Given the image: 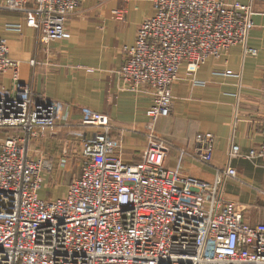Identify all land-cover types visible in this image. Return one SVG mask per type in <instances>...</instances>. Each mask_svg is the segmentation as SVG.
<instances>
[{
    "label": "built area",
    "instance_id": "built-area-1",
    "mask_svg": "<svg viewBox=\"0 0 264 264\" xmlns=\"http://www.w3.org/2000/svg\"><path fill=\"white\" fill-rule=\"evenodd\" d=\"M78 2L0 0V10L22 14L37 44L48 46L69 40L66 24ZM254 2L264 4L152 0L154 15L139 26L133 46L124 48L117 71L122 91L151 100L137 163L118 155L120 142L113 140L106 115L83 110L73 124L62 104L35 95L0 39V75L13 84L0 90V264H264V220L249 223L246 208L225 197L228 180L238 181L231 161L240 148L231 144L228 164L215 169L208 183L168 169L171 146L155 132L159 120L171 115V88L181 66L194 76L209 59L237 46L256 56L248 47ZM57 127L78 141L80 171L64 198L44 200L43 176L53 164L30 144ZM85 129L96 131L86 137ZM261 137L259 150L247 159L264 161V117ZM213 142V136L198 134L192 153L179 151L178 163L190 156L210 166Z\"/></svg>",
    "mask_w": 264,
    "mask_h": 264
},
{
    "label": "crops",
    "instance_id": "crops-1",
    "mask_svg": "<svg viewBox=\"0 0 264 264\" xmlns=\"http://www.w3.org/2000/svg\"><path fill=\"white\" fill-rule=\"evenodd\" d=\"M252 9L255 14L248 47L257 52L256 56H245L237 46L217 59H209L194 76L187 74L185 65L181 66L171 88V115L159 120L155 128L157 136L171 146L166 167L178 170L183 177L208 183L214 181L215 169H224L228 164L231 144L237 145L240 157L232 160L231 166L238 181L228 180L225 197L239 208H246V212L252 205H243L239 200V189H244L246 183L255 190L250 192L256 205L253 208L264 204V161L246 158L250 151L260 148L264 117V4L254 2ZM117 11L123 13L121 19L114 14ZM154 12L152 0H79L66 24L69 40L41 46L22 14L0 10V39L6 41L9 57L19 62L21 81L35 95L62 104L73 124L80 121L83 110L106 115L113 127V140L120 142L118 155L124 162L137 163L146 146L145 112L151 100L146 94L122 91L117 71L123 63L124 48L133 46L139 26ZM31 60L38 63L35 68L29 66ZM226 72L232 75L226 76ZM12 88L10 78L0 75V90ZM55 129L56 134L47 130L45 137L44 133L40 135L42 146L45 142V146L53 147L59 135L65 136V127ZM95 131L85 129L83 133L90 137ZM198 134L214 138L210 166L190 156L178 163L179 151L192 153ZM39 138L30 144L34 154L32 143ZM246 215L249 223H257Z\"/></svg>",
    "mask_w": 264,
    "mask_h": 264
},
{
    "label": "rangeland",
    "instance_id": "rangeland-1",
    "mask_svg": "<svg viewBox=\"0 0 264 264\" xmlns=\"http://www.w3.org/2000/svg\"><path fill=\"white\" fill-rule=\"evenodd\" d=\"M73 123V122H72ZM53 134H56V129L51 130ZM65 136L57 138L58 142H54V146H43L41 141L43 139L39 138L38 142L32 143L35 151L41 152L42 155L50 160L53 164V169L51 173L44 175L47 182L42 183V189L39 193V197L44 200H54L62 199L65 197L66 188L70 180L78 176L80 171V147L75 138L70 134L71 131L67 129L64 131ZM44 137L46 134H42ZM58 135V134H57ZM52 147V148H51ZM244 189H239V200L243 205H252L250 209H247V213L250 214L251 220L257 223L264 220V204L258 207L259 209L253 208L255 205L254 200L251 198V190L248 183L245 184ZM253 194V193H252ZM253 197V196H252ZM252 209V210H251Z\"/></svg>",
    "mask_w": 264,
    "mask_h": 264
}]
</instances>
